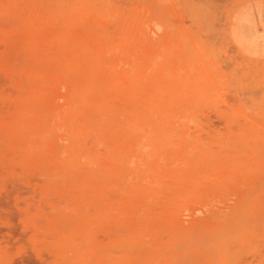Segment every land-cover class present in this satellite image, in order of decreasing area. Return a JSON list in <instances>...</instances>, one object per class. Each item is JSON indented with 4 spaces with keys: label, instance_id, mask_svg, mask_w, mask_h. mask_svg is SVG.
<instances>
[{
    "label": "rangeland",
    "instance_id": "1",
    "mask_svg": "<svg viewBox=\"0 0 264 264\" xmlns=\"http://www.w3.org/2000/svg\"><path fill=\"white\" fill-rule=\"evenodd\" d=\"M260 213L264 0H0V264H264Z\"/></svg>",
    "mask_w": 264,
    "mask_h": 264
},
{
    "label": "bare ground",
    "instance_id": "2",
    "mask_svg": "<svg viewBox=\"0 0 264 264\" xmlns=\"http://www.w3.org/2000/svg\"><path fill=\"white\" fill-rule=\"evenodd\" d=\"M253 215H254V214H251L250 217H252ZM259 215H261V217H262L263 213H262V214L260 213ZM263 216H264V215H263ZM253 217H254V216H253ZM261 217H259V218H260V219H259V220H260L259 223H260L262 220H263L262 222L264 223V217H262V219H261ZM242 218H245V217H242ZM242 218L239 219V220H242ZM247 220H248V219H246V221H247ZM253 220H254V219H253ZM255 220H256V219H255ZM243 222H245V220H244V221L242 220V223H243ZM249 222H250V220L247 221V223H249ZM262 222H261L260 224L258 223V225L261 226ZM239 223H240V224H239ZM242 223H241V221H240V222L238 221V224H237V222H236V224H235L236 226H235V227L239 226V228H238V227H237L238 229L235 228L234 231H232L233 234L231 233V234H232L231 236L234 237V238H235V236L237 235V237L235 238L236 241H237V238H239V236H238L239 234H238V233L235 234V232H238L237 230H239V232H241V231L244 229V227H243L244 225L242 226V229H241V224H242ZM247 223H246L245 225H248ZM233 226H234V225H233ZM248 226H249V227H248ZM248 226H247V227H248L249 230H248V229H247V230L250 232V230H251V228H252L251 226H253V225H252L251 222H250ZM250 227H251V228H250ZM221 228L223 229V227H221ZM259 228H263V229H264V226H262V227H258V226H256V227H255L256 230L254 229V226H253V230H255V231H257ZM222 229L218 228V229H216V232H218V233H219L220 231L222 232ZM240 229H241V230H240ZM253 230H251V232H252ZM226 232H227V231H226ZM230 232H231V231H230ZM212 233H215V231L212 232ZM212 233H210L211 235L208 234V236H203V237H201V238H204V237L207 238V237H208V239L210 238V241H211V240L215 239V238H216V235L218 234V233H215V236H214V234H212ZM223 233H225V232L223 231L222 233H220V235H219L220 237H218V238H219L218 241H216V239H215L214 242H213V241L210 242L208 239H206V240H208V241H207L208 243H206L205 245L208 244V246H209V245H212L213 243H214L213 245H216L218 242H221L222 240H223V242L226 241V240H224V238L226 239V238H228L229 236L227 237V234L223 235V236H225V237L221 236V234H223ZM247 233H248V232H247ZM234 234H235V235H234ZM212 235H213V237H211ZM233 235H234V236H233ZM217 236H218V235H217ZM231 236H230V239L228 238L229 241H230L231 239H233V238H231ZM195 237H196V236H195ZM195 237H192V238H194V240L192 239V242H193V243L190 241L192 244H194V241L196 242V239H197L198 241L201 239V238L198 239L197 237H196V238H195ZM184 238H185V237H184ZM211 238H212V239H211ZM190 239H191V238H189V240H190ZM189 240H188V241H189ZM228 240H227L226 243H229ZM182 241H183V240H182ZM182 241H180V242L182 243V247H183L184 250H185V247L183 246V245H185V239H184L183 242H182ZM200 241L203 242L201 245L204 246V243H205L206 241H204V239H203V240H200ZM215 241H216V242H215ZM236 241H235V242H236ZM209 242H210V243H209ZM181 243L178 244V245H180V250H179L180 253H178L179 255H180L181 253L183 254V252L185 253V251L183 250V248H182L183 251L181 250ZM211 243H212V244H211ZM192 244H187V245H189V246H194V247H195V244H194V245H192ZM196 244H197V243H196ZM198 244H200V243H198ZM198 244L196 245V247H198ZM221 244H222V243H221ZM223 244H225V242H224ZM201 245H200V247H203V246H201ZM218 245H220V244L218 243ZM181 257H182V256H180L178 259H180ZM183 258H185V254H184V257H183ZM181 260H183V259H181ZM184 260H185V259H184ZM184 260H183V261H184ZM179 261H180V260H179Z\"/></svg>",
    "mask_w": 264,
    "mask_h": 264
}]
</instances>
